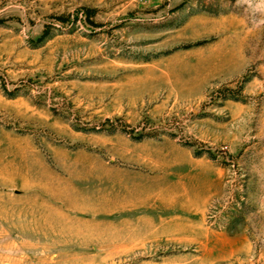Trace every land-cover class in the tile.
<instances>
[{
	"label": "rangeland",
	"instance_id": "rangeland-1",
	"mask_svg": "<svg viewBox=\"0 0 264 264\" xmlns=\"http://www.w3.org/2000/svg\"><path fill=\"white\" fill-rule=\"evenodd\" d=\"M0 264H264V0H0Z\"/></svg>",
	"mask_w": 264,
	"mask_h": 264
},
{
	"label": "trees",
	"instance_id": "trees-1",
	"mask_svg": "<svg viewBox=\"0 0 264 264\" xmlns=\"http://www.w3.org/2000/svg\"><path fill=\"white\" fill-rule=\"evenodd\" d=\"M48 35V30L45 31L43 38L46 37ZM142 137L140 136L138 139H141Z\"/></svg>",
	"mask_w": 264,
	"mask_h": 264
}]
</instances>
